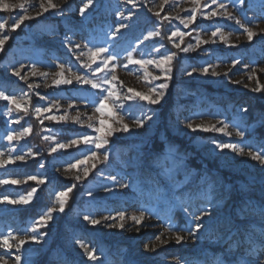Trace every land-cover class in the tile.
<instances>
[{
  "label": "rangeland",
  "instance_id": "374dc122",
  "mask_svg": "<svg viewBox=\"0 0 264 264\" xmlns=\"http://www.w3.org/2000/svg\"><path fill=\"white\" fill-rule=\"evenodd\" d=\"M4 2L23 3L28 14L34 15L38 10L39 0ZM53 2L60 5L62 11L53 10L37 19L26 20L15 31L10 26L19 15L24 14V10L19 7L0 10V22L8 25L0 30V34L9 36L4 50L0 51V91L17 96L23 106L21 110H17L10 102L0 99V152L4 153L0 159L6 160L9 154L14 156L29 150L38 154L34 157L26 156L23 162L16 161L0 168V179L23 181L27 175L47 178V182L42 185H37L35 181L15 185L0 184V195H8L13 199L18 195H26L34 187L38 189L27 205H0V234H7L9 231L23 234L30 230L35 220L49 207L59 208L57 192L76 185L67 198L65 211L55 212L54 219L48 226L39 229L41 233H46L41 242L24 246L22 264H94L88 260L84 249L76 243L77 240L83 241L90 249L94 248L103 264H176V260H180V264H219L220 260L236 259L243 254L242 251H234L232 257H226L223 242L207 230L199 234L198 241L188 238L186 231L180 233L185 236V242L177 245L171 239L175 233L170 231V223L180 229L191 226V216L185 214L178 201L183 199L185 205L194 210L200 203L197 185L204 183L202 177L209 183L215 181L218 189L223 186L225 191L223 199L217 197L214 205L216 213L211 221L213 230L218 222L231 217L232 231L239 229L241 234L245 231L252 233L260 250L259 232L264 228V221L259 217L258 211L252 209L264 206V166L252 160L247 155V150L243 156H237L231 150L221 152L215 149L212 141L237 142L239 138L235 136L233 125L240 124L247 128L244 143L250 144L253 150L264 148V124L261 123V118L264 117V92L252 91L257 86V80L264 87V72L259 71L264 68V32H261L264 29V0H245L244 4L235 8L229 4L230 11L242 19L246 17L249 26L259 33L251 42L242 34L243 30L238 25L219 17L204 20L198 13L196 22L184 28L180 19L190 14L192 0H167V3L164 0H135L139 5L137 9H132V5L125 4L124 0H95L83 18L78 11L82 0ZM205 2L208 0H201V5ZM224 2L229 3V0ZM161 4L164 5L163 10L160 8ZM119 10H123L125 14L132 10L134 16L127 21L130 27L122 30L116 41L120 55L115 62L118 65L115 90L121 99L116 101L114 111L123 115L125 122L132 127L135 126L129 117L135 118L147 113L154 114V119L147 121L143 129L130 134L119 133L110 138L107 146L110 152L109 162L106 165L97 162V168L85 179L83 169L90 167L91 161L87 165H81L79 170L66 171V168L69 163L82 159L91 145H72L67 149H58L56 153H50V148L58 142L67 143L84 135H97L94 128H89L88 125L91 123L98 126L99 114L95 112V105L92 103L98 97V90L87 85L81 86L75 81L72 85H53L54 74L59 71L55 64H65L66 77L71 75L69 67L73 72L91 76V71L81 66V61L86 62V56L80 60L76 56L80 51L87 53V48L84 47L87 39L118 23L115 13ZM208 10L210 9H205ZM156 12H160V17L155 15ZM165 15L170 20H163ZM215 27H221L228 40L227 45L217 36L214 38L215 43L201 44L195 51L182 52L174 47V43H179L181 48L188 44L195 45L194 38L197 35L203 40H209ZM177 29L191 31V35L185 36L182 42L180 37H173L169 41L168 36ZM149 32L159 35L145 40L144 37ZM66 37L73 43L80 44L81 49L69 51L65 46ZM140 41L143 43L133 53L136 58H140L141 52L151 54L145 58H158L164 53L176 54L172 63L173 78L167 81L169 88L165 90L166 95L159 105H149L147 101H140L135 97L130 101L124 99L125 96L132 95L128 92L129 88L147 93L150 87L165 82L161 79L149 84L147 81L150 77L145 78L144 69L139 65L128 64L123 49L131 48ZM160 45H163L160 53L153 52ZM233 60H239L240 63L233 67ZM21 63L25 65L21 76H27V82L11 74L12 68L19 67ZM33 64L39 72L49 74L46 77L32 76ZM208 64L213 65L214 70L221 75H186V71H190L192 67ZM244 65L249 67L245 68ZM252 69L257 71L249 80ZM148 71L159 74V69L152 65L148 66ZM224 72H228V76H224ZM98 75L102 76L103 73ZM28 84L34 87L29 88ZM37 84L40 87H35ZM41 96L45 99H40ZM172 98L173 106L166 110ZM49 104L58 107H53L50 113L39 116L36 114V107H47ZM70 104L72 107H69ZM121 104L123 108L120 107ZM242 107H247L249 112H239ZM9 108L12 109L10 113ZM51 115H55L57 119L45 118ZM61 116L66 118L61 120ZM77 116L80 118L79 122L74 119ZM89 117L92 119L89 120ZM17 119L20 120L19 124L11 123ZM189 120L194 124H216L218 127L220 125L217 122L222 120L229 125L226 132H231L232 135L229 137L218 132H191L185 127ZM109 122H112L110 118ZM162 125L166 130L159 129ZM26 127H31L32 131L19 141H12L11 144L7 141L9 131L20 132ZM167 130L185 140V150L170 142L166 136ZM41 163L45 165L44 168L39 167ZM165 168L173 169L171 179L164 174ZM110 174L118 178L124 177L121 182H130L128 177L135 182L128 189H115L106 193L103 187L111 185V181L107 179ZM77 175L81 177L79 182L75 179ZM89 191L93 193L91 197L87 195ZM189 196L192 197L191 201ZM40 200H44L45 207L34 213L36 216H32L22 226V213ZM145 209L144 220L136 225L129 217L138 216ZM240 209H244L243 214H240ZM120 211L126 214V219L122 221L124 229L109 227L113 221H102L100 225L92 226L83 220L84 214L101 219L104 216H115ZM119 222L117 218L116 223ZM157 235L168 242L161 245L155 241ZM145 244H155L157 251H146ZM5 251L0 249V254ZM12 252L15 253V249ZM9 264H13V261L9 260Z\"/></svg>",
  "mask_w": 264,
  "mask_h": 264
},
{
  "label": "snow or ice",
  "instance_id": "6c2138e0",
  "mask_svg": "<svg viewBox=\"0 0 264 264\" xmlns=\"http://www.w3.org/2000/svg\"><path fill=\"white\" fill-rule=\"evenodd\" d=\"M95 0H82V6L79 7V15L80 17H85V13L88 9H90ZM167 3V0H164ZM125 4L132 5V9H137L139 5L135 2V0H124ZM193 7L191 8L190 14L180 19V23L184 26V28H188L189 25L193 24L197 20V14L204 20H212L213 18L219 17L223 20L234 22L235 25L239 26V29L243 30V35L247 37V40L251 42L257 33L253 27H250L248 22H246V17L241 18L239 15L234 14L233 11L229 10V4L233 8L237 5H242L245 3V0H229V3H225L224 0H208L203 5H201V0H192ZM215 6V7H213ZM17 7L24 10V14L18 16L15 19L14 23L11 24V30L15 31L26 21L33 20L43 16L45 13H49L53 10L62 11L60 5L54 3L53 0H39L38 10L35 11L34 15H29L27 9H25V5L23 3H6L4 0H0V10H14ZM36 7V6H34ZM164 5L161 4L160 8L163 10ZM205 9H210L205 11ZM155 15L160 17V12H156ZM134 16V12L129 10L127 14L123 10H119L115 13V19L118 21L114 25V27H110L107 30H102L101 34H97L96 36H92L87 39L84 47L87 48V53L84 51H80L79 55L76 56L77 60H80L81 57L86 56V62L81 61V66L91 71V76L87 74H80L77 72H73L69 67L68 71L71 73L70 76H65V64L57 63L55 64V68L59 69V71L55 72V78L53 79V85L59 87L61 85H72L73 82L84 86H90L91 89L98 90L97 99L93 100L92 103L95 105V112L99 114L98 126H94L89 123V128H94V132L97 135L89 136L84 135L79 138H74L69 140L67 143H56L54 146L50 148V153H56L58 149H67L72 145H91L88 152L83 155L82 159H77L73 163H69L67 165L66 171H71L73 169L79 170L81 165H87L90 161V167H84L83 169V177L86 179L90 172L97 168V162L102 164H107L110 159V152L108 150V145L110 144V138H114L119 133L130 134L133 131L138 129H143L147 121H151L154 119V114L144 113L139 117H129L132 119V124L135 127H132L129 123L125 122V117L119 114L117 111H114L116 107V101L121 99L120 94L115 90V82L117 81L116 69L118 65L115 63L120 55V52L117 51L116 41L119 38L122 30L127 29L130 25L127 21H130ZM179 18V17H176ZM163 20H170L168 15L162 17ZM8 27L6 23L0 22V30ZM192 31H196L192 29ZM261 32H264V29H261ZM154 35H159V33L149 32L147 36L144 37L145 40L151 38ZM190 32L180 31L179 29L172 31L168 36L169 41L173 40V37H180L181 42L185 36H190ZM231 35V33H229ZM219 36L220 40L223 41L226 45L228 44V40L226 36L222 33L221 27H215L213 31L210 33L209 40L201 39L200 35H197L194 39L196 41L195 45L188 44L187 47L181 48L179 43H174V47L180 49L182 52L195 51L200 47L201 44H207L209 42L215 43L216 38ZM9 40V36L0 34V51L4 50L5 43ZM66 44L69 51H73L75 49H81L80 44L73 43L67 37L65 38ZM143 41H140L138 44L131 48L123 49L126 52L128 64L131 65H139L142 69H144L145 78L150 77V80L147 82L151 84L152 81L155 80H164L165 82L160 83L154 87H150L148 92L135 91L134 89L129 88L128 92L132 93V95L125 96V100H132L134 97L138 98L140 101H147L149 105H159L161 101L164 99L166 95V91L169 88V84L167 81H170L172 77V63L175 57V53H164L158 56V58H145L146 55L151 56V54H145L143 52L140 53V58H136L133 53L137 51L139 48V44H142ZM163 45H160L157 48L153 49V52L160 53ZM239 60H233L232 65L235 67L236 64H239ZM93 65L95 67L93 68ZM152 65L156 69H159V74H154L148 71V66ZM25 65L21 63L19 67H13L11 70V74L15 77H19L21 80L27 82V76H21V71L24 69ZM123 67H127V65H123ZM245 68H248V65H244ZM211 69V71H210ZM256 69L251 70V74L248 76V79L251 80L255 75ZM260 72H264V68L259 69ZM103 73L102 76L98 75ZM199 73L203 76H212L218 77L221 73L214 70V66L208 64L203 67H192L190 71H186V75L191 77L193 74ZM49 73L47 72H39L36 65L33 64L31 66V75L32 76H44L46 77ZM224 76H228V72L223 73ZM233 83H240V81H232ZM29 88H33L34 85L28 84ZM35 87H40L39 84L35 85ZM253 92H264V87L260 86L259 81L257 80V86L252 88ZM27 93H25V96ZM39 95V94H37ZM0 99L10 102L11 105L15 106L17 110H21L23 108L20 99L15 95H6L3 91H0ZM40 99H45L43 96ZM53 107H58L55 104H49L47 107H36V114L42 115L44 113H50ZM69 107H72L70 104ZM123 108V104L120 105ZM9 113L12 111L11 108L8 109ZM26 111V109H25ZM239 112L247 114L249 109L247 107H242L239 109ZM46 119L56 120L57 117L55 115L47 116ZM65 116L59 117V119H65ZM109 118L112 122H109ZM77 122H79V116L74 118ZM89 120L92 117L88 118ZM11 123L19 124L20 120H12ZM41 123L43 121L41 120ZM220 126L218 127L216 124H211L209 126H204L202 124H194L190 120L185 123L186 129L191 132H218L224 133L231 137V132H226V129L229 127L224 121L217 122ZM261 123L264 124V117L261 118ZM235 128V136L238 139L237 142H229L222 143L216 140H213L212 143L215 146V149L223 152L224 150H231L237 156H243L245 151L247 150V155L255 161H258L261 166H264V148H260L258 150H253V147L250 144H245L244 139L246 136L247 128L240 125H233ZM32 131L31 127H26L23 131L17 132L15 130L9 131L6 135L7 141L11 144L12 141H19L22 137ZM48 139V137H45ZM99 150H103L102 152ZM4 153L0 152V157H3ZM37 153L31 152L29 150L27 153H19L16 155L9 154L8 159H0V168H3L7 164H14L16 161H25L26 156H36ZM44 164L41 163L39 165L40 168H44ZM173 169L165 168L164 174L168 176L170 179L172 177ZM75 179L79 182L81 181V177L77 175ZM107 179L111 181V185H105L103 187V191L106 193H110L115 189H128L132 186V183L135 182L131 177H128L130 182H121L124 180V177L118 178L116 175L110 174ZM203 184L197 185V193L199 195L200 203L194 209H190V207L185 205L183 199L178 201L179 207L185 212V214L190 215L192 218L191 226L180 229L176 228L171 223L169 224L170 231H174V236L171 239H174V242L179 245L182 242H185V236L181 235L182 231H186L188 238L193 239L194 241H198L200 239V233L202 231H209L212 235L216 236L218 240H221L225 245V256L232 257L234 251H242V255H240L236 259H224L220 260L219 264H264V228L259 232V241H260V250L257 248V240L253 237L252 233L245 231L243 234L239 232L237 229L236 232L232 231L233 227V219L231 217L225 218L224 221L218 222L215 230H213L211 221L216 213V208L214 205L217 203V197L223 199L225 195V191L223 186H220L219 189L215 183L212 181L209 183L203 177ZM28 181H35L37 185H42L47 182V178H38L36 175H27V177L22 181L20 179H0V184L8 185V184H20L27 183ZM76 185H71L66 189L59 191L56 193V197L59 203V208L49 207L45 213L40 215L34 222V225L30 230H26L23 234H13L11 231L7 232V234H0V249L6 250L4 253L0 254V264H9V260L13 261V264H22V256L24 246L29 243L39 244L41 239L46 233H41L39 229L47 227L49 222L54 219V213L64 212L65 206L67 203V198L69 194L73 191ZM38 191L36 187L32 188L31 191L27 192L26 195H18L17 198H10L8 195H0V205H27L31 202L34 194ZM88 196H92L93 193L89 191L87 193ZM192 197L189 196V201H191ZM253 211H258L259 217L262 221H264V206H260L258 209H252ZM146 209L144 211H140L139 215H132L129 217L136 225H140L145 218ZM240 214L244 213V209L239 210ZM118 220L119 223H116ZM126 219V214L123 211L117 212L115 216H104L101 219H97L92 217L89 214L83 215V220L87 221L90 225L96 226L100 225L102 221H113L110 223L109 227H119L120 229H124L125 225L122 221ZM11 241V242H10ZM155 241H158L161 245L167 243V240H162L161 235L155 236ZM77 244H79L80 248L84 249V254L87 256L88 260L93 261L94 264H103L100 257L96 254V250L94 248L90 249L87 244L83 241L77 240ZM145 250L150 252H156L157 247L155 244L152 246L145 244ZM15 249V253L12 250ZM176 264H180V260H176Z\"/></svg>",
  "mask_w": 264,
  "mask_h": 264
},
{
  "label": "trees",
  "instance_id": "16d2710c",
  "mask_svg": "<svg viewBox=\"0 0 264 264\" xmlns=\"http://www.w3.org/2000/svg\"><path fill=\"white\" fill-rule=\"evenodd\" d=\"M173 102H174L173 98L171 100H169L167 107H166L167 108L166 110H169L173 106ZM159 129L166 130L164 125H162V127ZM166 136L170 140V142H172L175 145L180 146V149H184V150L186 149L187 145H186L185 140L183 138L173 135L169 130H167ZM155 151H157V150H155ZM45 204L46 203H44V200L36 201V203L34 205H32L30 208H28L27 211L23 212L22 213L23 218L20 219V221L22 222V226H24V224H27V222L29 221V219L32 216H34V217L36 216V214H34V213L42 211V209L45 207Z\"/></svg>",
  "mask_w": 264,
  "mask_h": 264
}]
</instances>
